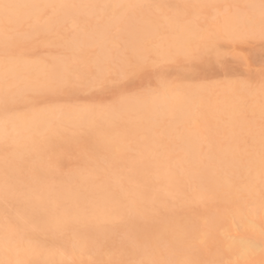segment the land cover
Returning <instances> with one entry per match:
<instances>
[{
  "label": "bare ground",
  "instance_id": "obj_1",
  "mask_svg": "<svg viewBox=\"0 0 264 264\" xmlns=\"http://www.w3.org/2000/svg\"><path fill=\"white\" fill-rule=\"evenodd\" d=\"M7 2L75 7L46 10L48 15L40 20L39 27L35 26V9H20L8 40L16 55L8 58L4 55V22L0 17V261L68 264L70 258H66L72 257L74 264H93V257L105 264H156L165 260L171 264H264V251L259 247L264 238V183L259 167L264 85L253 88L249 82L234 80L214 89L204 83L177 84L167 77L154 91L121 95L106 105L110 108L97 107L90 113H41L31 107L23 114L9 111L14 104L23 103L21 95L26 88L53 82L71 64H80L89 72L104 70L149 49L194 46L212 38L216 40L213 46L191 56L203 59L202 64L183 55L172 59L190 60V73L185 68L175 72L181 77L192 76L202 66L214 69L221 55L218 41L233 42L234 35L259 32L260 10L244 6L259 4L260 0ZM101 4L146 7H91ZM66 19L74 25L68 36L61 32ZM35 35L49 38L66 54L43 59L28 56L22 46ZM148 64L122 77H132ZM107 82L102 85L109 87ZM117 85H113L116 90ZM35 124L41 125L43 147L25 148L24 138L32 134ZM56 126L61 131H56ZM72 148L78 151L77 167L62 172L60 166L67 163L65 151ZM222 158L241 163L254 158L252 177L236 183L230 179L235 168L222 167ZM23 186L33 190L25 193ZM6 190L12 194L5 196ZM146 194L170 196L180 215L191 216L198 225L194 238L175 242L166 226L152 222L149 209L141 210L147 228L138 240L121 229L119 239L108 243L79 244L78 239L65 243L59 231L48 228L35 233L39 246L30 248L23 235L36 225H46L51 215L64 212L62 201L86 199L103 214L110 210L113 200L135 201ZM34 198H42L40 207L29 203ZM248 203L252 209H246ZM240 237L254 239L257 247L250 253L231 247V240ZM15 246L23 248L19 256ZM88 254L92 261L86 258Z\"/></svg>",
  "mask_w": 264,
  "mask_h": 264
},
{
  "label": "snow or ice",
  "instance_id": "obj_2",
  "mask_svg": "<svg viewBox=\"0 0 264 264\" xmlns=\"http://www.w3.org/2000/svg\"><path fill=\"white\" fill-rule=\"evenodd\" d=\"M53 7H75L74 5H48V4H32L21 5L7 2V0H0V17L3 18L4 32H5V49L4 55L6 58L16 55L15 49L8 44L9 32L11 31V25L18 22L19 10L22 8H31L36 10V27L40 26V20L46 15V10ZM94 8H124V7H146L144 5H124V4H101L93 5ZM160 8H166V5H157ZM248 9L260 10V22L261 26L258 33H246L237 34L231 37L234 41L248 42L253 39L259 38L261 42H264V0H260L259 4L245 5ZM214 39L209 38L203 44H196L194 46L168 48V49H149L137 54L133 60L124 59L115 64H110L104 70H93L89 72L84 66L80 64H71L68 66L66 72L59 76L53 82L39 85L36 87L26 88L21 99L23 100L25 107H31L33 110L41 113H55L57 111H79L90 113L97 110L95 103H83L86 101H92L96 96V89L102 85L105 81L111 79L113 76H126L137 70L142 64L148 63L153 59H172L176 56L191 57L197 55L202 49L211 47L215 44ZM219 48H225V45H218ZM215 68L216 66L213 65ZM223 70L227 71L228 65L225 62L223 64ZM5 106L7 108L9 104L8 95H5ZM111 107V106H102ZM195 118V113H193ZM191 123V120L189 121ZM41 125L35 124L32 134L24 138L22 144L25 148H35L39 146L43 147V138L39 135V129ZM51 127V125H49ZM56 131H61L60 126H56ZM264 137V129L261 133ZM249 143L251 140L248 141ZM255 159L250 158L246 163H241L235 160L227 161L225 159L220 160V164L225 168H235V173L230 176V179L236 181V183H244L250 177L254 171ZM171 167V164H169ZM259 167L262 183H264V139H262L259 150ZM28 186H23L25 193L32 191ZM264 192V188H262ZM12 193L7 190L4 192L5 196ZM36 207H40L42 204V198H34L29 201ZM174 201L170 196L160 195H145L143 198L129 201L113 200L111 202L110 210L105 211L103 214L98 211L97 206L86 199L76 198L71 202H61L60 206L65 207L64 212H57L55 215H51L46 225H36L31 231L23 233L27 238L29 247L34 244L39 246V241L35 240V233L37 231H44L48 228H54L59 231L65 243H72L75 240H79V244L83 243H108L111 240L119 239L120 230L127 231L128 236L133 239H140L144 230L147 228V224L144 223L145 215L142 213V209H149V217L153 223L166 226L170 230L174 237L175 242H189L196 233L199 231V227L194 223L193 218L189 215H180V210L176 209L172 205ZM103 216V218H101ZM140 222V223H138ZM28 221H25L27 224ZM88 228V231H84ZM91 232V235H89ZM264 237V235H262ZM17 248L16 255L19 256L23 248L15 246ZM75 247V244H74ZM231 247L236 248L241 253H250L257 247V242L252 238L240 237L233 238L231 240ZM261 251H264V238L259 242ZM0 264H5V261H0ZM7 264H12L11 261ZM15 264H29L28 261L16 259ZM156 264H171V261L165 260L162 262H156ZM209 264H214L210 261Z\"/></svg>",
  "mask_w": 264,
  "mask_h": 264
},
{
  "label": "rangeland",
  "instance_id": "obj_3",
  "mask_svg": "<svg viewBox=\"0 0 264 264\" xmlns=\"http://www.w3.org/2000/svg\"><path fill=\"white\" fill-rule=\"evenodd\" d=\"M46 15L48 14L46 13ZM43 18H46V16H44ZM73 30L74 25L72 24V22L67 19L64 20L63 29L61 32L64 33V35L66 34L68 36L71 35ZM220 44L225 45V48H218V52L221 55H219L220 57L217 56L216 61L217 59L218 61L217 63H215L216 67L214 69H207L202 66L194 71L192 70V76L181 77L179 75H175V72H177L178 69L185 68V71L190 73V60H182L180 62L176 59L160 60L156 58L152 61H149L148 65L140 68L139 71L132 77L121 76L119 78L120 80H118L116 79L117 76H113L110 80H108L106 84L109 87L100 85L96 89V96L94 97V99L92 101H86L83 103H95V105H97L99 108H103L102 106H106L115 102L118 98L121 97V95L134 96L139 95L140 92L143 93L146 91H154L156 90V86L159 81L162 79H166L167 77L170 79V81L172 80L177 84L180 83L183 85H189L204 83L213 85L214 89L220 87L224 82H232L234 80H239V82L246 83L249 82L247 84L252 85L253 88L264 85V42H261L259 38L253 39L248 42H230L225 39H221L220 41H218V45ZM92 48L93 47H91L90 50ZM22 50L24 52L27 51L28 56L30 55L31 57L39 59H43L44 57L49 58L51 57V55L52 57H63L66 54V51L63 47L50 43L49 38L43 40L36 35L33 36L29 44H25L24 46H22ZM190 59L192 61L195 60L194 62L196 63L199 62V65L200 63H203V59L201 58V60L199 58L195 59L193 57H191ZM225 62L227 63L229 69L227 71L223 70V64ZM115 84H119L121 88L117 85L118 88L116 90V88L113 87V85ZM14 106L15 104L11 107L13 110H9L10 113L11 111H13V113L15 114H23L25 113V111L29 110V107H25L22 102H18L16 103V106ZM67 150L70 152H67ZM67 150L65 151L64 157L65 160H67V163H69L67 164L65 161L66 166H60L59 169L62 172H67L66 170L76 169L77 167L75 156H77L76 153L78 151L75 149L77 151L76 152L74 148ZM0 157H3L2 154H0ZM246 205V209H252L251 204L249 205L248 203ZM196 206H198V204H196ZM41 238L46 239V236L41 235ZM50 245L48 246L50 247ZM86 258H89L91 261L93 259V264H105V261H102V263L99 261L96 262L93 257H91V259L90 254H88ZM127 258L130 260L129 257ZM66 259H69V261L67 260L66 263L69 264V262L71 261L70 264H74V262L72 263V257H67ZM113 260H117V258L114 257ZM61 264L64 263L62 262Z\"/></svg>",
  "mask_w": 264,
  "mask_h": 264
}]
</instances>
